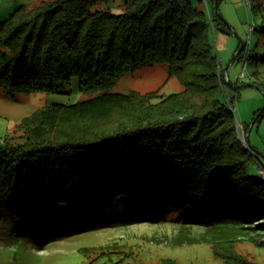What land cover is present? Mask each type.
I'll return each instance as SVG.
<instances>
[{"label":"trees","instance_id":"1","mask_svg":"<svg viewBox=\"0 0 264 264\" xmlns=\"http://www.w3.org/2000/svg\"><path fill=\"white\" fill-rule=\"evenodd\" d=\"M108 1L40 0L0 20L7 94L69 92L78 77L89 95L37 108L19 133L0 136V214L27 221L81 195L111 197L131 207L127 218L169 214L178 227L174 245L208 243L226 264H255L235 244L246 236L264 244V180L247 169L256 155L225 95L213 30L230 34V26L216 0L208 11L191 0H124L119 13L97 8ZM260 1L252 10L264 34ZM244 50L245 43L236 58ZM156 64L180 90H114L123 76ZM195 224L204 226L200 235ZM97 256L89 264L114 261L111 253Z\"/></svg>","mask_w":264,"mask_h":264},{"label":"rangeland","instance_id":"2","mask_svg":"<svg viewBox=\"0 0 264 264\" xmlns=\"http://www.w3.org/2000/svg\"><path fill=\"white\" fill-rule=\"evenodd\" d=\"M39 1L0 0V20L6 19L21 5H35ZM191 1L204 10H212V5L207 9L202 0ZM253 1L220 0L218 12L230 26L229 45L234 46L223 47L228 43L219 39L217 28L213 30V41L228 81L224 85L225 95L227 98L235 96L240 138L256 155L247 169L252 176L264 180V90L257 84L242 86L255 79L264 84V34L261 14L252 10ZM260 2L264 6V0ZM123 3L124 0H109L97 8H110L119 13ZM252 24L257 25L254 31L250 30ZM244 43L242 57L233 60ZM249 56L252 58L248 60V75L239 78ZM255 72L257 75H253ZM180 89L179 81L168 77L164 64L129 73L114 87L120 92L156 90L162 95ZM88 97L80 90L78 77L72 78L69 92L37 91L11 96L0 87V136L14 131L19 133L16 127L21 119L46 104H73ZM130 213V206L114 202L111 197L81 195L71 202L43 208L27 221L0 214V264H89L90 259H97V255L103 253H111L114 261L119 260L120 264H159L165 258H173L178 264H226L213 254L211 244L174 245L173 237L178 227L169 214L152 219L127 218ZM203 227L195 224L192 231L200 235ZM260 243L246 236L236 242L235 250L255 264H264V244ZM85 251L89 255L85 256ZM114 261L110 264H116Z\"/></svg>","mask_w":264,"mask_h":264},{"label":"built area","instance_id":"3","mask_svg":"<svg viewBox=\"0 0 264 264\" xmlns=\"http://www.w3.org/2000/svg\"><path fill=\"white\" fill-rule=\"evenodd\" d=\"M205 1H207V0H205ZM256 27H257V25L252 24L250 26V30L251 31H254V30H256ZM247 65H248V58H246L245 61H244V65H243V68H242V70H241V72L239 74V78H244V77H246V75H248ZM227 102L230 105V107L233 110V112L235 113L236 105L234 104V102L231 101V98L230 97L227 98Z\"/></svg>","mask_w":264,"mask_h":264},{"label":"crops","instance_id":"4","mask_svg":"<svg viewBox=\"0 0 264 264\" xmlns=\"http://www.w3.org/2000/svg\"><path fill=\"white\" fill-rule=\"evenodd\" d=\"M202 1H204L205 2V4L207 5V9H209V7H210V0H207V1H205V0H202ZM200 9H203L201 6H198ZM219 31V30H218ZM219 33H220V35H219V39L220 40H223V41H225L226 42V44L228 43V45H222L224 48H232L234 45H229V42H230V39H229V34H226V33H223V32H221V31H219ZM217 46V48L219 49V45H216ZM223 62L221 61L220 62V64H222ZM225 73V72H224ZM226 75V74H225ZM235 88V87H234Z\"/></svg>","mask_w":264,"mask_h":264},{"label":"water","instance_id":"5","mask_svg":"<svg viewBox=\"0 0 264 264\" xmlns=\"http://www.w3.org/2000/svg\"><path fill=\"white\" fill-rule=\"evenodd\" d=\"M216 9H217V11H219V9H218V6H219V0H216ZM243 48V45L241 46V48H240V50ZM235 58H236V56L233 58V60H235ZM252 85H254V84H252V83H246V84H243L242 86H252ZM264 109V108H263Z\"/></svg>","mask_w":264,"mask_h":264}]
</instances>
